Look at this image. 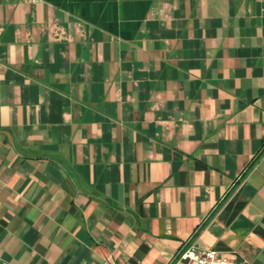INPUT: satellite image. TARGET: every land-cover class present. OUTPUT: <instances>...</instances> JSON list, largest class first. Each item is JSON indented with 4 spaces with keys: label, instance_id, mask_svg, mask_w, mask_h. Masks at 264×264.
Wrapping results in <instances>:
<instances>
[{
    "label": "crops",
    "instance_id": "1",
    "mask_svg": "<svg viewBox=\"0 0 264 264\" xmlns=\"http://www.w3.org/2000/svg\"><path fill=\"white\" fill-rule=\"evenodd\" d=\"M190 244L264 264V0H0V264Z\"/></svg>",
    "mask_w": 264,
    "mask_h": 264
},
{
    "label": "built area",
    "instance_id": "2",
    "mask_svg": "<svg viewBox=\"0 0 264 264\" xmlns=\"http://www.w3.org/2000/svg\"><path fill=\"white\" fill-rule=\"evenodd\" d=\"M187 259L186 264H247L236 261L233 255H226L219 250L187 245L166 264H177L181 259Z\"/></svg>",
    "mask_w": 264,
    "mask_h": 264
}]
</instances>
